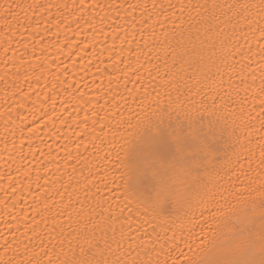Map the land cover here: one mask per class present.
<instances>
[{"label": "snow or ice", "instance_id": "1", "mask_svg": "<svg viewBox=\"0 0 264 264\" xmlns=\"http://www.w3.org/2000/svg\"><path fill=\"white\" fill-rule=\"evenodd\" d=\"M0 264H264V0H0Z\"/></svg>", "mask_w": 264, "mask_h": 264}, {"label": "bare ground", "instance_id": "2", "mask_svg": "<svg viewBox=\"0 0 264 264\" xmlns=\"http://www.w3.org/2000/svg\"><path fill=\"white\" fill-rule=\"evenodd\" d=\"M92 71H95V69H92ZM44 139H45L46 141H48L49 143H51V141L48 140V137H44Z\"/></svg>", "mask_w": 264, "mask_h": 264}]
</instances>
